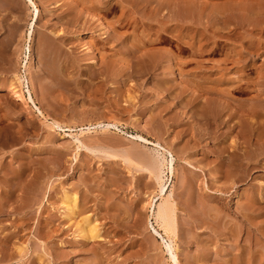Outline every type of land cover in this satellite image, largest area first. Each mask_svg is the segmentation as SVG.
Wrapping results in <instances>:
<instances>
[{"label":"rangeland","instance_id":"374dc122","mask_svg":"<svg viewBox=\"0 0 264 264\" xmlns=\"http://www.w3.org/2000/svg\"><path fill=\"white\" fill-rule=\"evenodd\" d=\"M33 1L39 16L27 48L31 8L26 0H0V264H170L148 223L158 184L122 159L157 153L131 134L173 153L166 185L177 209L180 264H249L250 255L253 264L264 260V10L235 12L239 18L233 13L230 21L215 9L222 0L199 1L206 10L202 26L191 32L195 45L176 33H162L166 42L154 45L173 53V65L186 62L178 82L160 88L150 74H136L126 41L114 33L97 37L112 25L129 36L128 24L115 23L120 11L107 14L92 0ZM165 2L168 9L177 4ZM171 9L164 18L176 16ZM47 36L50 62L41 55ZM201 73L221 80L219 94L193 84ZM19 77L46 118L15 98ZM207 104L219 108L220 119L207 123L198 115ZM256 107L260 115L252 113ZM52 120L67 126L54 130ZM98 122L121 131L97 126L80 134ZM88 141L93 151L84 146ZM64 193L85 203L76 220H96L101 240L87 245L77 236Z\"/></svg>","mask_w":264,"mask_h":264},{"label":"bare ground","instance_id":"6f19581e","mask_svg":"<svg viewBox=\"0 0 264 264\" xmlns=\"http://www.w3.org/2000/svg\"><path fill=\"white\" fill-rule=\"evenodd\" d=\"M199 1H201V0H177V4H170V7H172V6L174 7L172 9L170 8L171 10H173L170 12H174V10H175L176 16L174 18L172 17L171 19H169V18L163 17V14L168 13V10H170L167 8L168 6H166L165 0H159V1L158 0L157 1L156 0H104V1H101V0H97V1L94 0L93 1L92 0V2H91L92 7L99 5V8L103 9L105 11V13H107V14H111L113 12L120 11V14L117 17V20L115 21V23L118 26H121L122 24H124V25L128 24L131 27V31L128 34L129 36H126L125 35L126 33L124 35L118 33L115 30V26L112 25L108 29L100 28L99 30H97L96 31L97 37H100L101 39H103L104 37H107L110 33L112 35L114 33L115 37H116V41L117 40L126 41V48H127L128 53L134 54L136 56L134 62L132 61L134 64V70L136 71V74L138 73L139 74V75L137 74L138 76H143L144 74H150L151 75L150 77H152L151 79L154 82H156L155 84H157L160 88H162L163 86L167 85L169 82L170 83L171 82L173 83V81H174V83H176L175 81L178 82V76L180 73L179 69H181V65L185 61H183L181 59L180 61H177L176 63L174 62V65H173L172 64L173 59H174L173 53L169 52L168 50L162 51L163 49L162 50L160 49L161 50L160 52L156 51L158 49H156L154 51L153 50L155 48L154 45L160 41H161V43H162V41L166 42V40H162V36H161L162 33L169 34V35L170 34L173 35L174 33H176L178 36L179 35L182 36L183 40L186 38L183 43H185V41H187L188 46L190 47V45L192 43L191 40L196 39L194 33L198 30L199 26H202L201 25V17H202V15H204V14H202L204 12V10L202 12V9H205V6H204V4H202ZM222 1L223 2H221L219 5L215 6V9L217 11H220L221 13L228 14L229 17L227 15H225V16H227V18H229L230 21H232L231 19H232V16L234 15L233 13H235V12H241V11L242 12L243 11H246V12L247 11H249V12L250 11L262 12L264 10V0H253L252 1L253 3H249V4L248 3L247 4H241V3L237 2V0H222ZM249 1H251V0H249ZM26 2L28 3L29 7L31 8V10H30L31 11L30 24L28 27L27 35H26L27 36L26 37V44H27V48H28L29 47L28 46L29 41L31 39V34L33 31V27H34V23L36 22V20L38 19V16H39V8L33 0H26ZM94 2L97 5L94 4ZM174 3H176V2H174ZM205 5H207V4L205 3ZM210 5L212 6L213 4H210ZM209 8H211V7H209ZM213 9H214V6H213ZM161 10H163V13H160ZM209 10L211 11V9H209ZM243 13H245V12H243ZM235 14L237 15L238 13H235ZM171 15H172V13H171ZM230 15H232V16H230ZM236 15H234V16H236ZM239 15H240V13H239ZM248 15L246 17H241V19L247 18ZM173 16H174V14H173ZM237 17H238V15L236 16V18ZM249 19H250V17H249ZM249 19H245V20L247 21ZM233 20H234V18H233ZM235 20H238V19H235ZM171 23H173V27L171 26ZM99 24H101V22ZM205 26H204V28H205ZM103 27H105V26H103ZM191 32H194V33H191ZM220 32H221V30H220ZM173 36H175V35H173ZM164 37H165V35H164ZM44 38L45 39H43L41 42V55H42V57L46 58L50 62L51 53L53 52L52 51L53 49H51V48L53 46L51 45V42H49L48 39H50V38L48 36H47V38L46 37H44ZM215 38H214V42L216 41ZM179 39H181V38H179ZM203 39L204 38L198 39V42L201 43V40L203 42L204 41ZM209 39L206 38L205 41L208 42ZM52 41H53V39H52ZM175 41H177V40H175ZM180 41H177V42H180ZM193 45H195V44H193ZM208 45H209V43H208ZM203 50H201V51H203ZM196 51H198V50H196ZM47 60H46V62L48 63ZM30 63H32V65H31L32 66L31 68H33L32 71L38 70V66L34 62H30ZM51 66H52V64H51ZM132 67H133V65H132ZM159 74H161L160 75L161 78L159 81H157V76H159ZM169 74H170V80H169ZM196 74H195V76H196ZM201 75H202V73H201ZM189 78H190V75H189ZM193 79H195V78H193ZM18 81L21 82V84H22L24 79L22 80V78L19 77ZM220 82H221L220 79H218V80L211 79L209 74H203L202 78L196 79L195 81H193V84L197 87H200L205 93L219 94L216 91L215 85L217 83H220ZM172 83H171V85H172ZM41 84H42V82H41ZM42 85H44V84H42ZM11 89H13V88H11ZM184 92H186V91L183 90L182 94H184ZM14 96H15V98H17L18 101H21L23 104H25L27 106H30V105L33 106L34 109H36L37 113L40 116H44L43 112L37 106L35 98L27 86H26V89H24L23 84H22V87L20 89H15ZM201 111H202L201 114H198V115L201 116L205 120V122H207V123H210V122L212 123L213 121L220 119L222 116L219 108L217 109L215 106H212L211 104H207L205 107L202 108ZM253 112H255L256 115H260L261 114V107H256V110L252 111V113ZM230 117H231V114H230ZM44 118H46V117L44 116ZM48 126H49V128H52L54 130L63 131L64 126H67V125H63L61 122H58L56 120H52L51 122H48ZM97 126L100 127L101 129L112 127L114 129H116L117 131H121L115 123L98 122L96 124V126L95 125L92 126L91 124H89L85 128L81 127L79 129L80 134L83 132H86V131H91L94 128L96 129ZM248 129L249 128H247L246 126L245 127L242 126V128H240V130L242 132L241 134L244 135L246 132L248 133V131H247ZM128 137L133 139V140L139 139L145 144L152 145L153 149L157 153V155L155 157L152 155H144L142 153L135 155V156L123 155L122 159L124 160V162H128L129 164H135L138 167H140L141 169L145 170L147 172L148 177L154 179L156 181V183L158 184V187H159L158 193H157L158 196L156 199H154V200L152 199L149 203L150 210H149V221H148V223L152 229V235L159 237V239L161 240V243L164 246V251L168 253L167 259L169 260L170 264H180V261H179L178 255H177V248L178 247H176V245H175V239L178 236V228H177V221H176V210L177 209H175L176 208L175 203H174L175 201L172 199L171 193L167 194L168 185H166V181L168 179L172 178V175H173V162H174L173 153L171 151L165 149L164 147H162L159 143L152 142L149 139H147L141 135H135L134 136L131 134ZM258 138H260V137H258ZM91 144L92 143L90 141H88L85 145L84 144L83 145L86 148L93 151L94 147L92 148ZM96 150L98 151L99 149H96ZM107 154L109 156H112V157L120 156V155L115 154V153H108L107 152ZM78 202L79 201H78V197L76 196V194L64 193L63 198H62V203H63L64 209L67 211V213H66L67 220H69L70 223H76L77 236H79L81 238V240H83V242L86 243L87 245L90 242L101 240L102 234H101V230H100L96 220L92 219L89 215L88 216H82L80 218L78 217L79 219L76 220L78 213L85 211L84 208H86L84 206L85 205L84 202H83V204H81V203L79 204ZM85 202H86V200H85ZM111 205H113L112 208H116L114 206H118V202L115 203V201L114 202L112 201ZM152 219H154V221H152ZM96 259H97V257H96ZM248 260H249L248 261L249 264H253L254 258L252 255H250ZM259 264H264L263 258H261Z\"/></svg>","mask_w":264,"mask_h":264}]
</instances>
